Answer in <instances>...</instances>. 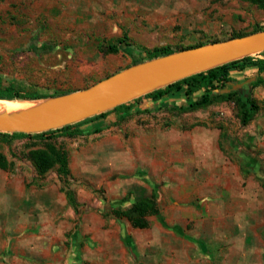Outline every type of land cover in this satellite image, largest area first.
<instances>
[{"label": "rangeland", "instance_id": "obj_1", "mask_svg": "<svg viewBox=\"0 0 264 264\" xmlns=\"http://www.w3.org/2000/svg\"><path fill=\"white\" fill-rule=\"evenodd\" d=\"M256 28H264V0H0V78L5 84L18 82L43 94L85 89L124 70L135 59L143 58L142 47L170 46L175 49L225 41L234 34L252 33ZM121 40L124 43L118 53L104 51L108 45L118 44ZM42 46L51 50L33 52V47ZM256 58L264 56L256 55ZM232 72L239 84L252 80L251 85L259 77L256 68L241 74ZM259 90L255 88L253 96H257ZM202 95L203 91H199L194 98ZM259 98L257 96L258 116L249 126L241 124L234 102H217L190 113H178L170 108L172 105H160L151 113H139L147 109H138L134 104L132 115L125 120L120 119L118 112L112 113L102 128L103 133L49 141L67 153L71 171L67 182L58 167L38 175L29 158L31 151L46 146V140L0 135V154L8 164L5 176L20 178L31 191L52 190L59 203V210L54 212V223L60 226V222L67 220L69 224L63 238H56L58 248L53 255L56 262L108 264L110 253L102 249V246H108L106 240L119 242L121 233L118 231L121 230L126 237L135 233L127 219L115 220L108 215L112 206L128 208L130 195L135 192L128 189L126 182L134 180L137 168L118 171L114 163L104 162L107 156L97 149L103 139L115 136L118 129L125 130L124 139H135L139 142L138 149L147 152L142 145L145 143L138 136L142 129L162 125L186 133L197 124L208 127L225 120L230 133L222 145L228 147L229 140L238 144L246 159L252 154L248 149L250 145L264 143V97ZM168 100L177 106L191 102L184 92L173 93ZM94 127L95 123L91 121L81 128L89 131ZM128 145H133V153L137 154L134 144ZM68 190L74 192L80 204L78 208L81 207L80 214L66 205L64 197ZM152 220L155 222L154 218ZM115 242L111 248L118 262L131 264L119 260L132 254L125 251L122 255ZM200 246L202 250L209 247L203 242Z\"/></svg>", "mask_w": 264, "mask_h": 264}, {"label": "crops", "instance_id": "obj_2", "mask_svg": "<svg viewBox=\"0 0 264 264\" xmlns=\"http://www.w3.org/2000/svg\"><path fill=\"white\" fill-rule=\"evenodd\" d=\"M263 87H256L258 99L264 97ZM168 99H144L136 108L176 105ZM108 117L96 119L94 128L106 126ZM226 126L224 120L208 127L197 124L186 133L162 125L142 129L138 136L147 152L138 149L135 139L125 140V130L103 139L97 149L107 156L104 162L114 163L118 171L137 168L134 180L126 182L135 192L128 208L153 194L159 208L148 228L136 229L127 220L133 235L126 237L121 230L119 242L106 240L108 246L102 249L110 253L108 264H120L113 242L122 255L132 254L119 259L131 264H264V143L250 145L252 154L245 159L238 144L229 140L228 147L222 145L230 133ZM26 186L0 168V264H60L53 257L56 238H63L69 224L54 223L59 203L52 190L31 191ZM64 200L68 205L67 195ZM112 207L111 213L116 209ZM72 208L80 214L81 207ZM111 213L108 216L119 220ZM202 242L211 249L202 250Z\"/></svg>", "mask_w": 264, "mask_h": 264}, {"label": "trees", "instance_id": "obj_3", "mask_svg": "<svg viewBox=\"0 0 264 264\" xmlns=\"http://www.w3.org/2000/svg\"><path fill=\"white\" fill-rule=\"evenodd\" d=\"M263 30L264 28H256L252 33H256ZM249 34L251 33L234 34L228 39L239 38V37L247 36ZM216 42H221V41L215 40L206 43H198L195 45L181 46L175 49L170 46L157 47L154 49H147L142 47L141 51L143 52V58L139 60L135 59L132 65L140 64L145 61L163 57L178 51L196 48L199 46H203L209 43H216ZM122 43H124V40L119 41L118 44H110L105 48L104 51L107 53H118L120 51V45ZM33 49H34L33 52L35 54L51 50V48L47 46L33 47ZM260 55L264 56V52L258 54V56ZM130 66H127L126 68ZM249 68H256L258 70L259 77L255 82H253L248 87L249 89L247 92L243 90L232 91L228 94H220L218 92L226 88H229V84L231 82L237 83V81L231 76V72L233 70L242 73ZM261 85H264V58H256V56H247L241 59H237L222 64L220 66H216L214 68L184 78L182 80L173 82L165 86L164 88H160L152 92H149L144 96L136 98L128 103L119 105L111 110H108L99 115L83 120L81 122H77L71 125L64 126L62 128H58L55 130H50L38 134L0 133V135L10 136V137L20 136L27 138L40 137L43 140H46L47 142L46 146L44 148L31 151L29 154V158L34 162L38 175L40 176L45 175L53 168L58 167L59 173L64 175L65 177L64 179L67 182V179L71 176L67 153H65L61 149H58L57 147H55L54 144L50 143L49 141L56 139L58 137L74 138V137L84 136L86 134L88 135L98 134L103 130L101 127L94 128L89 131H85L81 127L91 121H95L96 119L99 118H106L110 114L116 112L120 114L121 120H125L127 117L132 115V111H133L132 109L134 107V104H138L141 101V99H151L153 101H159L176 92H184L186 99L191 101L187 105L185 104L180 106L172 105L170 107L174 109V111H177L178 113L194 112L202 108H207L217 102H234L238 109V117L240 119L241 124L243 126H247L255 119L256 115L260 110V106L258 102L253 97V90ZM78 90L81 89L59 90V91L57 90L53 93L43 94L40 93L37 89L27 88L26 86L18 82H9L8 84H5L4 80L0 78V100L2 101H10V102L40 101L43 99L56 97L59 95L71 93ZM199 91H203V95L194 98V94ZM154 110L147 109L142 112H139L140 110H138V112L151 113ZM0 168L5 170L8 168V164L5 160V157L2 154H0ZM66 195L69 204L77 209L80 206V204L76 199L74 192L68 190L66 191ZM111 214L118 219H127L131 223L132 227L136 229H146L150 226V218L152 216H157L159 214L156 195L153 194L150 200L137 201L127 209L125 208L114 209Z\"/></svg>", "mask_w": 264, "mask_h": 264}, {"label": "water", "instance_id": "obj_4", "mask_svg": "<svg viewBox=\"0 0 264 264\" xmlns=\"http://www.w3.org/2000/svg\"><path fill=\"white\" fill-rule=\"evenodd\" d=\"M264 52V30L247 36L209 43L132 65L92 86L40 101L19 117L0 116L1 133L38 134L81 122L154 90L216 66ZM230 83L218 91L228 94L249 87Z\"/></svg>", "mask_w": 264, "mask_h": 264}, {"label": "bare ground", "instance_id": "obj_5", "mask_svg": "<svg viewBox=\"0 0 264 264\" xmlns=\"http://www.w3.org/2000/svg\"><path fill=\"white\" fill-rule=\"evenodd\" d=\"M258 55V54H256ZM253 55V56H256ZM18 103H25L28 106H22ZM38 105L36 104H31V103H26V102H10V101H2L0 100V116H5L8 115L10 117H19L24 115L26 112L33 110L36 108Z\"/></svg>", "mask_w": 264, "mask_h": 264}, {"label": "flooded vegetation", "instance_id": "obj_6", "mask_svg": "<svg viewBox=\"0 0 264 264\" xmlns=\"http://www.w3.org/2000/svg\"><path fill=\"white\" fill-rule=\"evenodd\" d=\"M248 89H249L248 87H245V88H242V89H239V90H243V91H246L247 92Z\"/></svg>", "mask_w": 264, "mask_h": 264}]
</instances>
